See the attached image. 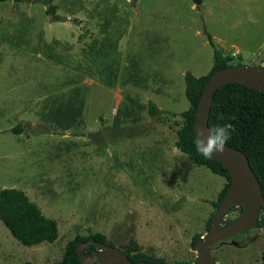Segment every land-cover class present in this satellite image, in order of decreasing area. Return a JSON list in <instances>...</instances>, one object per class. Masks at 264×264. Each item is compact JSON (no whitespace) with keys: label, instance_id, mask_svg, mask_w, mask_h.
<instances>
[{"label":"rangeland","instance_id":"1","mask_svg":"<svg viewBox=\"0 0 264 264\" xmlns=\"http://www.w3.org/2000/svg\"><path fill=\"white\" fill-rule=\"evenodd\" d=\"M51 4L62 20L47 0L0 3V189L24 191L58 236L24 246L0 220V264H57L69 240L96 232L192 264L191 240L205 235L226 181L174 145L189 106L183 76L210 70V40L232 64L264 65V0ZM212 255L264 264V229L219 241Z\"/></svg>","mask_w":264,"mask_h":264},{"label":"trees","instance_id":"2","mask_svg":"<svg viewBox=\"0 0 264 264\" xmlns=\"http://www.w3.org/2000/svg\"><path fill=\"white\" fill-rule=\"evenodd\" d=\"M4 1L7 0H0V3ZM51 1L47 0L46 13L53 20H62L56 14L55 5L51 4ZM209 43L213 47V62L210 70L200 76H195L189 71L184 73V94L189 106L181 112L183 122L176 130L174 142L175 147L188 155L195 165L209 169L212 173L224 177L226 181L218 192L216 200L211 201L214 210L207 220L206 231L210 225L212 214L223 199L231 181L228 170L222 167L219 160L205 159L196 152L193 144L195 131L192 125L204 86L215 70L226 65L222 51L216 47L212 40ZM148 111L151 114H156L158 109L152 102H149ZM225 123H231L234 126V131L231 133V138L227 144L245 153L252 171L259 180L264 197V91L248 88L236 82L227 83L218 88L211 101L208 127ZM30 127L28 125V128ZM23 128L24 126L19 124L13 128V131L19 133ZM234 208H237L238 212L241 213L242 207L240 205L230 207L229 211ZM260 209L262 213L259 222L264 224V208L261 207ZM0 220L9 233L24 246H33L43 242L50 243L58 236L56 221L46 217L37 204L31 201L24 191L17 188L5 187L0 189ZM230 221L231 219H226L224 224ZM200 236L199 234L193 236L191 240L192 246H194ZM91 239L114 246L102 233L77 235L66 243L62 258L57 264H79L76 246L78 243ZM94 248H96L94 245H90L85 249V253H90ZM122 250L132 262L145 261L146 264H166L163 257L141 250L134 238H129L126 247L122 248ZM24 264L30 263L25 262Z\"/></svg>","mask_w":264,"mask_h":264},{"label":"water","instance_id":"3","mask_svg":"<svg viewBox=\"0 0 264 264\" xmlns=\"http://www.w3.org/2000/svg\"><path fill=\"white\" fill-rule=\"evenodd\" d=\"M192 1L194 4L201 2V0ZM224 61L226 65L215 70L207 80L196 107L192 127L195 133L201 132L205 137L209 130L208 116L211 101L218 88L236 82L248 88L264 91V65L232 64L226 56ZM212 159L219 160L222 167L228 170L231 181L223 199L212 214L208 230L194 244L196 257L192 264H215V256L211 253L214 245L234 234L256 227L260 208H264V197L259 180L243 151L226 144L224 152L214 153ZM239 205L242 207L241 213L230 222L222 224L229 208ZM90 245L96 248L87 254L85 249ZM76 252L79 256V264H94L96 261L101 264H146L145 261L132 262L122 249L92 239L78 243Z\"/></svg>","mask_w":264,"mask_h":264},{"label":"clouds","instance_id":"4","mask_svg":"<svg viewBox=\"0 0 264 264\" xmlns=\"http://www.w3.org/2000/svg\"><path fill=\"white\" fill-rule=\"evenodd\" d=\"M233 131L234 126L225 123L210 127L206 137L203 133L196 132L193 137L196 152L205 159H212L214 153H223Z\"/></svg>","mask_w":264,"mask_h":264},{"label":"flooded vegetation","instance_id":"5","mask_svg":"<svg viewBox=\"0 0 264 264\" xmlns=\"http://www.w3.org/2000/svg\"><path fill=\"white\" fill-rule=\"evenodd\" d=\"M229 212V211H228ZM261 211H260V213H259V217H258V220H257V225H256V227H254V228H252V229H257V228H263L264 229V224L263 223H260L259 221H260V215H261ZM240 213L238 212V215H239ZM237 215V216H238ZM236 216V217H237ZM235 218V217H234ZM234 218H232V219H234ZM231 219V220H232ZM222 224H224V223H222ZM252 229H250V230H252ZM247 231H249V230H246V231H242V232H240V233H237V234H234L233 236H231V237H234V236H236V235H238V234H241V233H245V232H247ZM231 237H229V238H231ZM226 239H228V238H225V239H223V240H226ZM222 241V240H221ZM218 243V242H217ZM95 250V248L94 249H92L91 251H90V253L92 252V251H94ZM212 253V252H211ZM87 254H89V253H87ZM94 264H101L99 261H96Z\"/></svg>","mask_w":264,"mask_h":264},{"label":"crops","instance_id":"6","mask_svg":"<svg viewBox=\"0 0 264 264\" xmlns=\"http://www.w3.org/2000/svg\"><path fill=\"white\" fill-rule=\"evenodd\" d=\"M157 145H160V148H164V147H162V144H161V141H159L158 143H157ZM165 149V148H164ZM166 150V149H165ZM198 166V165H197Z\"/></svg>","mask_w":264,"mask_h":264},{"label":"built area","instance_id":"7","mask_svg":"<svg viewBox=\"0 0 264 264\" xmlns=\"http://www.w3.org/2000/svg\"><path fill=\"white\" fill-rule=\"evenodd\" d=\"M200 237H203V235H202V236H200Z\"/></svg>","mask_w":264,"mask_h":264}]
</instances>
